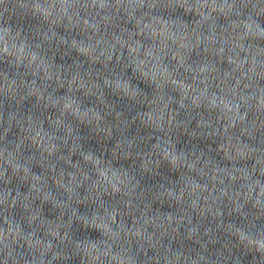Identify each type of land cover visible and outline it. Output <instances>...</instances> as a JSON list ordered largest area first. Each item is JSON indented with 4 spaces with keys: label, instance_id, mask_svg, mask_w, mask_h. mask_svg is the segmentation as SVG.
I'll return each instance as SVG.
<instances>
[{
    "label": "clouds",
    "instance_id": "1",
    "mask_svg": "<svg viewBox=\"0 0 264 264\" xmlns=\"http://www.w3.org/2000/svg\"><path fill=\"white\" fill-rule=\"evenodd\" d=\"M0 264H264V0H0Z\"/></svg>",
    "mask_w": 264,
    "mask_h": 264
}]
</instances>
